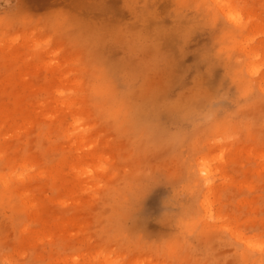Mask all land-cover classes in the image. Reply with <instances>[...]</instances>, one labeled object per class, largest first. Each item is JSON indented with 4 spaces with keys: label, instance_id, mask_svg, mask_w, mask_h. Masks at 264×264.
<instances>
[{
    "label": "rangeland",
    "instance_id": "rangeland-1",
    "mask_svg": "<svg viewBox=\"0 0 264 264\" xmlns=\"http://www.w3.org/2000/svg\"><path fill=\"white\" fill-rule=\"evenodd\" d=\"M177 85L264 93V0H0V264H264V133L150 117Z\"/></svg>",
    "mask_w": 264,
    "mask_h": 264
},
{
    "label": "clouds",
    "instance_id": "clouds-1",
    "mask_svg": "<svg viewBox=\"0 0 264 264\" xmlns=\"http://www.w3.org/2000/svg\"><path fill=\"white\" fill-rule=\"evenodd\" d=\"M179 41V52L181 48L186 49L195 37L192 33L187 43L183 39V33L179 35L173 34ZM93 38L98 41L109 39L111 40L110 46L113 48L110 71L118 73H135V69L125 68L121 63V59L125 57L127 47L115 41V38L108 36H94ZM169 38L167 35H161L158 38L159 54L161 62L156 65L155 69L149 74V79L152 76H162L169 73L175 61L169 53L162 50L164 40ZM207 51V47L201 49L200 58L203 57ZM115 52H119V56H114ZM108 55L107 53L105 54ZM205 66V72L209 78L213 76L214 71L209 73L208 64L202 63ZM222 75H224V69ZM185 77H180L183 80ZM141 83H143L141 81ZM180 90L172 95L174 88ZM191 88V85L189 86ZM128 91V89H126ZM145 109L151 116H158L160 122L168 121L175 123L182 130L184 135L188 137L195 136L200 131L211 128L220 124L230 125L241 132L264 133V93L254 95L250 93L247 96L238 94L236 97H229L224 92L211 94L210 98L204 99L202 96L198 97L196 90L193 88L191 91L183 87L174 86L167 94L151 95L145 103Z\"/></svg>",
    "mask_w": 264,
    "mask_h": 264
},
{
    "label": "bare ground",
    "instance_id": "bare-ground-1",
    "mask_svg": "<svg viewBox=\"0 0 264 264\" xmlns=\"http://www.w3.org/2000/svg\"><path fill=\"white\" fill-rule=\"evenodd\" d=\"M220 2H221V1H220ZM222 4H223V2H222ZM227 4H228V5H227ZM227 4H225V5L227 6V7L225 6V8H228V9H229V8L231 7V5H229V3H227ZM231 8H232V7H231ZM233 9H234V8H233ZM237 11H238V10H237ZM238 12H239V11H238ZM228 13H229V11H228ZM232 13H233V12H232ZM226 14H227V13H226ZM235 15H236V14L233 15V14H230V13H229V16H230L229 18L232 17V19H229V21H232V20L234 19V22L237 21L236 23L238 24V23H239L238 20H239V19L242 20V19L239 18V16H237V15L235 16ZM236 23H234V24H236ZM240 23H241V21H240ZM237 24H236V25H237ZM238 26H240V25L238 24ZM31 148H32V147H31ZM39 151H40V150H39ZM42 151H43V150H42ZM51 156H52V155H51ZM58 156H59V155H58ZM53 157H54V156H53ZM51 162H52V161H51ZM51 162H50V163H51ZM21 165H22V164H21ZM18 166H19V165H18ZM22 166H24V165H22ZM25 166H26V164H25ZM32 167H33V166H32ZM205 168H206V167H205ZM19 169H21V168H19ZM22 169H23V168H22ZM27 169H28V168H27ZM202 170L206 172V170H207V171L209 170V167H208V169L206 168V169H202ZM86 171H87V170H86ZM192 171H193V169H192ZM203 171H202V172H203ZM200 172H201V170H200ZM24 173H25V172H24ZM24 173H22V174H16V175H17L19 178H21L20 180H22L23 177L25 176ZM207 173H208V172H207ZM210 173H211V170H210ZM2 175H3V174H2ZM210 175H211V174H210ZM68 176H69V175H68ZM201 176H208V175H205V173H204V174H201ZM8 177H9V176H8ZM10 177H11V176H10ZM10 177H9V178H6V177H2V176L0 175V183L2 184L1 186H3L4 188H5V187H8L9 184H10V183H9V181H10ZM18 177H17V178H18ZM199 177H200V176H199ZM206 178H207V177H206ZM74 179H75V178H74ZM204 179H205V177H204ZM204 179H203V180H204ZM190 180H191V179H190ZM196 180H197V179H196ZM209 181H211V180H209ZM206 182H208V181H206ZM208 183H210V182H208ZM192 185H193V184H192ZM194 185H195V184H194ZM256 187H257V186H256ZM258 188H259V186H258ZM196 189H197V188H196ZM10 190H11V189H10ZM252 190H253V189H252ZM254 190H255V189H254ZM11 191H12V190H11ZM259 191H261V190L259 189ZM15 192H17V191H15ZM199 193H200V191H199ZM242 193H243V191H242ZM1 195H2V194H1ZM238 195H239V194H238ZM254 195H255V194H254ZM16 196H17V194H16ZM18 196H20V195L18 194ZM260 196H261V195H260ZM9 197H10V196H9ZM9 197H6V198H9ZM23 197H24V196H23ZM236 197H237V196H236ZM254 197H255V196H254ZM1 198H2V197H1ZM1 198H0V200H1ZM12 198H13V197H12ZM15 198H16V197H15ZM4 199H5V197H4ZM9 199H10V198H9ZM19 200H21V199H19ZM8 201H9V200H8ZM15 201H16V200H15ZM259 201H260V200H259ZM10 202H13V200L10 201ZM18 202H19V201H18ZM18 202H17V203H18ZM236 202H237V201H236ZM1 203H2V202H1ZM1 203H0V204H1ZM5 203H6V202H5ZM6 204H8V202H7ZM24 204H25V203H24ZM15 205H16V204H15ZM20 205H21V203H20ZM207 205H208V204H207ZM255 206H256V205H255ZM12 207H13V206H12ZM15 207H16V206H15ZM17 208H18V207H17ZM22 209H23V208H22ZM227 209L230 210L229 208H227ZM231 209H232V207H231ZM236 209H237V207H236ZM190 210H191V209H190ZM228 210H227V211H228ZM259 210H260V209H259ZM24 211H25V210H24ZM237 211H239V210H237ZM241 211H242V210H241ZM248 211H249V210H248ZM251 211H252V210H251ZM261 211H262V210H261ZM253 212H254V211H253ZM229 213H230V212H229ZM233 213H235V212H233ZM246 213H247V212H246ZM251 213H252V212H251ZM251 213H250V215H251ZM258 213H260V212L258 211ZM22 215H23V214H22ZM248 215H249V214H248ZM257 215H258V214H257ZM257 215H256V216H257ZM20 216H21V215H20ZM244 217H245V216H244ZM244 217H242V218H244ZM247 217H248V216H246V218H247ZM257 217H258V216H257ZM18 218H20V217H18ZM246 218H245V219H246ZM258 218H259V217H258ZM20 219L22 220V218H20ZM253 219H254V218H253ZM21 220H20V222H21ZM199 220H200V219H199ZM240 220H241V219H240ZM240 220H239V221H240ZM249 220H250V219H249ZM254 220H255V219H254ZM257 220H258V219H257ZM263 220H264V219H263ZM189 221H190V220H189ZM246 221H247V219H246ZM259 221H260V220H258V222H259ZM191 222H192V220H191ZM251 222H252V221H250V223H251ZM258 222H257V223H258ZM242 223H243V222H242ZM242 223H241V225H242ZM257 223H255V226H256ZM261 223H262V221H261ZM191 224L193 225V223H190V225H191ZM244 224H245V222H244ZM247 224H248V223H247ZM253 224H254V223H253ZM258 224H259V223H258ZM185 225H186V224H185ZM239 225H240V224H239ZM249 225H252V223L249 224ZM193 226H194V225H193ZM228 226H230V225H227V226H226L227 229H229V228L231 229V227L228 228ZM236 226H237V225H236ZM242 226H243V225H242ZM242 226H241V227H242ZM245 226H247V225H245ZM253 226H254V225H253ZM260 226H261V225H260ZM263 226H264V224L262 225V228H263ZM16 227H17V225H16ZM18 227H20V225H19ZM21 227H23L22 224H21ZM191 227H192V226H191ZM191 227H190V228H191ZM194 227H195V226H194ZM23 228H24V227H23ZM244 228H245V227H244ZM246 228L248 229V226H247ZM246 228H245V229H246ZM252 228H253V227H252ZM17 229H18V228H17ZM227 229H226V230H227ZM230 229H229L228 231H230ZM233 229H235V227H234ZM237 229H238V227H237ZM237 229H236V230H237ZM247 229H246V231H247ZM20 230H21V229H20ZM236 230H235V233H236ZM239 230H240V229H239ZM231 231H232V229H231ZM194 232H195V231H194ZM231 233H232V232H231ZM231 233H230V235H231ZM232 234H233V233H232ZM239 234H240V232H239ZM257 234H258V233H257ZM236 235H237V237H238V234H236ZM252 235H253V234H252ZM254 235H256V234H254ZM240 236H242V235H240ZM244 236H245V235H243V237H244ZM232 237H233V236H232ZM234 237H235V235H234ZM248 237H252V238H253L254 236H248ZM245 238H246V237H245ZM236 239H237V238H236ZM253 239H254V238H253ZM238 240H239V239H238ZM241 240H242V239H241ZM241 240H239V241L242 242ZM248 240H249V239H248ZM256 240H257V239H256ZM257 241H258V240H257ZM259 241H261V240H259ZM174 242H175V241H174ZM262 242L264 243V241H262ZM244 243H245V242H244ZM248 243H249V242H248ZM259 243H260V242H259ZM245 244H246V243H245ZM245 244H244V245H245ZM249 244H250V243H249ZM252 245L255 246V244H252ZM253 246H251V248H252ZM262 246H263V245H261L260 249L262 248ZM248 247H250V246H249V245H248L247 247L245 246V248H248ZM257 248H258V247H257ZM227 249H229V248H227ZM262 249H264V246H263ZM262 249H261V250H262ZM247 250H249V249H247ZM256 250H257V249H256ZM261 250H260V251H261ZM231 251H232V250H231ZM238 252H239V251H238ZM261 252H263V251H261ZM261 252H260V253H261ZM109 254H110V253H109ZM100 255H101V254H100ZM102 255H103V254H102ZM105 255H106V254H105ZM98 256H99V255H98ZM103 256H104V255H103ZM103 256H101V257H103ZM110 256H111V255H110ZM245 256H246V255H245ZM101 257H100V258H101ZM241 257H242V256H241ZM78 258H79V257H78ZM109 258H111V257H109ZM56 259H57V258H56ZM95 259H96V258H95ZM103 259H105V258L103 257ZM247 259H248V258H247ZM249 259H250V258H249ZM236 260H237V259H236ZM109 261H111V260H109ZM253 261H254V259H253ZM262 261H263V260H262ZM237 262H238V261H237ZM105 263H107V261H106ZM105 263H104V264H105ZM241 263H242V262H241ZM107 264H108V263H107ZM110 264H111V263H110Z\"/></svg>",
    "mask_w": 264,
    "mask_h": 264
}]
</instances>
